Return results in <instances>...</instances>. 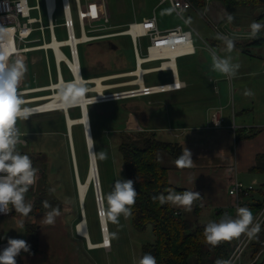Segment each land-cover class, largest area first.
I'll use <instances>...</instances> for the list:
<instances>
[{
    "label": "rangeland",
    "instance_id": "obj_1",
    "mask_svg": "<svg viewBox=\"0 0 264 264\" xmlns=\"http://www.w3.org/2000/svg\"><path fill=\"white\" fill-rule=\"evenodd\" d=\"M31 1L34 2V0ZM81 1L85 27L88 30L92 29L91 35L97 36L111 34L110 36L99 37L91 41L112 38L119 45L118 49L112 50L113 52L109 50L105 52V54H101L97 50L94 53H91L93 49L89 52L86 43L78 45L84 78H88L89 81L96 76L116 75L115 77L104 81L106 84L114 85L111 89L108 88L109 90L106 94L134 88L135 84H132L131 82L136 76L132 75L130 72L136 68V52L131 37L127 34H115L121 32L122 29L127 30V25L129 23L124 26L115 27L112 24L142 20L144 16H152L155 11L158 19L164 21L165 26H169L177 21V17L170 8V5L165 3L159 6L160 0ZM40 3L43 6L42 1ZM59 3L61 4L60 0L58 1V10L54 16L55 23H62L64 19ZM72 8L73 16L77 23V10L74 4ZM199 11L201 14L193 9H188L185 12V15L190 22V27L193 29V39L197 46L199 43L203 42V40H201L202 38H217L219 34L203 17V10ZM263 11L264 8L262 6L239 7L230 9V14L233 19H237L240 22L243 20L242 23L247 24L249 21L253 22L258 15L260 16L263 13ZM88 12L91 14L92 23L89 21ZM206 12L207 15L212 17L210 10ZM238 14L240 16H238ZM32 15L37 16V11H33ZM43 17L44 23L47 24L44 8ZM230 22L234 24L233 21ZM178 23H181V21L179 20ZM55 33L59 40L67 38L65 28L62 26L56 27ZM34 34V39H37L42 35L39 31H36ZM50 34L49 31L46 32V42L50 41ZM76 35H80L78 27L76 28ZM141 41V53L144 54L146 53L145 49L149 40L148 38H143ZM33 44L37 46L44 43L35 41ZM207 48L210 47L207 46ZM63 50L69 55L68 47H64ZM214 51L220 56H230L232 62L238 58V55L234 54L232 50L224 53L221 48L217 47ZM206 53L212 59V50H208ZM107 54L108 56L106 58H102ZM47 55L49 56L50 70L48 69V63L46 60ZM184 56L185 57L177 59V62L179 66L183 67L182 69L185 70L188 79L193 81L190 88L183 89V91L155 93L147 96H120V98L116 99L108 98L106 101H100L89 105V110L91 111L89 113L92 114L93 120L92 133L94 127L93 138L105 213L107 209V194L112 190L114 182L117 179L125 178L122 157L116 148L117 135L119 133L134 135L145 130V127H148L159 131L158 136L161 139L166 140L172 137L175 140L178 138L174 134L181 135L183 133L181 132L183 127H188L190 123L199 122L204 116L206 111L205 104L198 99L202 100L204 99L202 96H207V94L210 93L208 92L206 94L203 92L204 90L214 91L212 88L213 83L208 80V77L203 72L194 71L193 73H190L187 65L190 56ZM154 64H158V62H149L142 66L147 67ZM20 66L25 71L24 74L27 75L29 80L28 82H26L25 79L23 82L18 81L15 86L16 90L49 86L52 84V81L53 83L58 81L51 50H49L47 54L43 49H35L29 53L28 59L20 61ZM61 70L65 80L72 79V75L64 63L61 64ZM260 77L262 83H259V89L262 90V96H257L259 104L264 101V72ZM171 80L172 74L170 71L152 72L144 76V81L147 85L169 82ZM215 83L221 85L222 80L219 82L215 81ZM94 84L95 83L88 82L86 87L92 89ZM228 88L229 90L227 93V90L223 92L221 91L222 96L225 93V97L223 98L224 101L221 104L225 105L232 102L229 107L230 111L226 110V112H229V116L235 121V116L238 115L237 113L240 110V101L245 104L247 100L234 89V86H229ZM47 90L49 91H40L18 96L23 100H27L29 98L32 99L39 96L49 95L53 92L51 88ZM251 90L252 86L247 84V86L244 87L243 93H249ZM54 91H58V89H55ZM87 95L93 96L97 94L92 91ZM193 95H196V101L191 102L194 97ZM177 99H179V101H177ZM42 101L44 100L24 102L22 106H30ZM177 102L183 107V110L179 111V113L176 111L175 107H173ZM232 107L236 111L234 110L233 112ZM260 108L256 109L260 110ZM69 111V114L73 113V115L78 116L80 115L81 110L80 107L76 106L70 108ZM257 115L264 118L262 111ZM251 116H253V114ZM229 121L231 122V120ZM234 124L238 126L239 121H235ZM169 125L173 127L171 128ZM16 127L18 133L22 132L28 140V143L30 142L31 147H34V150L37 152L36 157L39 158L37 183L25 193V202L32 205L31 211L25 216L16 212L13 208L12 214L9 216L18 221L19 228L24 231V233L21 234V237L27 242L29 241V235L26 231L27 227L34 226L39 229L40 242L37 249H33V245L28 242L31 245V250L30 252H23L22 250V255L19 260L20 264H42L45 260V254H81L77 250L78 246L82 243L81 240L77 239L79 238L78 236L82 235L78 234L76 225L80 221L82 214L76 181V159L73 157L75 154H72L73 151L70 146V138L67 134V123L64 111H49L29 115L27 118H19L16 121ZM75 129V152L76 155H78L81 168L80 171L83 173L82 178L85 180L88 174L89 164L88 148L84 137L83 125H75L74 130ZM227 135L228 134L225 130L219 131L218 139L207 143V146L205 147H201V151H206L208 157L214 161L220 159L222 147L223 153L226 155L232 154V150L233 153H235L238 141L236 133H232L230 136ZM178 140L182 141V139ZM28 146L26 148H28ZM101 151L107 154L105 159L99 158V152ZM45 162L49 165L45 164ZM50 189H54V191H50ZM42 190H44L45 195L43 202L47 201L49 207L45 208V206H43L42 209L36 212L35 200ZM98 208L99 205L96 199L95 187L94 185H91L85 202V215L87 217L91 238L94 241L102 239L101 233L102 236H104V230L102 232V225L100 224L99 219L101 213ZM52 209H56L58 215H55L52 223H48L46 221L45 213ZM212 216H214L213 212L204 211L200 217V223H207L209 220H212ZM106 221L109 234L111 235V233L116 232L117 237L113 238L111 236L112 243L109 237L110 245H112L107 248L105 247L108 251L105 249H98L93 252V254H97L98 256V264H138L140 255L139 251L142 244L152 241L154 238L151 225H149L144 231H138L131 225L130 215L125 217L123 214H120L117 223H113L111 218L107 215ZM83 237L82 239L86 242L87 238L85 237V240Z\"/></svg>",
    "mask_w": 264,
    "mask_h": 264
},
{
    "label": "crops",
    "instance_id": "obj_2",
    "mask_svg": "<svg viewBox=\"0 0 264 264\" xmlns=\"http://www.w3.org/2000/svg\"><path fill=\"white\" fill-rule=\"evenodd\" d=\"M206 2L207 4L203 9H199L195 6L193 10L197 11L200 14L201 12L199 10H203V17L207 20L208 23H210V25H212L215 31L218 29L222 30L223 35H226V33H230L229 38L233 39L234 42L236 41L235 39L253 38L251 36L250 30V25L252 23L251 21L247 22L246 24L242 23L243 20L240 22L237 19V21L235 19H232L231 21L234 22V24H232L229 20H227V15L231 13L230 9H227L225 6H223L221 1L206 0ZM165 3L167 4L168 2L160 0L159 6ZM168 4L170 5V3ZM170 8L172 9L171 5ZM209 10L211 11L212 17L207 15L206 11ZM172 11L177 17V21L179 22L180 18L176 15L173 9ZM81 12L84 18L82 9ZM88 13L89 21L90 23H92L91 14L90 12ZM152 16L156 17L157 24L163 31L172 29L178 24V22L176 21L172 25L165 26L164 21H160V19H158L155 11L153 12ZM238 16L240 15L238 14ZM149 17L151 16H144L143 18ZM257 17L254 21H257ZM130 22L132 21L121 22L112 25L114 27L124 26ZM191 30L193 35V29L191 28ZM236 35H239V37H236ZM201 40H203V42L199 43L198 46L194 42L196 52L188 55L190 56V58L187 61V65L189 67L190 73H193L194 71L205 73L208 77V80L213 83L212 88L214 89V91L212 92L204 90V93H210L207 94V96H202V98L204 99H198L205 104L206 108L204 116L201 118V120L197 123H190L188 127H183L181 131L183 133L181 135L174 134L178 139H182L187 150L191 152V155L188 152L190 167L170 169L169 182L176 187L199 192L201 194V216L204 211H210L214 213V216L211 217V219L213 220L216 219L219 208H227L232 205V203H234V198L233 196L229 195L228 189L235 179H239L246 184L252 183L254 181L257 182V184L264 183V173L251 171V168L257 163V155L264 154V118L257 115L261 111L264 114V101L259 104L257 98V96H262V90L259 89V83H262V79L260 76L264 72V48L259 47V45L252 44L247 45L248 47L243 50L234 43L232 51L234 52V54L238 55V58L237 60L235 59L233 63H239L240 67L237 70L235 76H225L224 74L213 69V61L206 53V51H214V49L218 47L221 48L224 53H226V45L221 39L215 37H210L207 39L202 38ZM213 42H216L215 46H212ZM207 46H209L211 49L207 48ZM182 68L183 67L179 66L177 62L175 76L178 81L184 82L185 86L180 90L170 92H177L181 90L183 91V89H188L193 84V81L188 79L185 70ZM81 74L83 76V72H81ZM24 77L25 81L28 82L29 79L27 78L26 74ZM61 77H63V75ZM221 80V85L215 83V81L219 82ZM247 84H250L252 86V90L249 93H243L244 87L247 86ZM229 86H234V89L240 95H243V97L247 100L245 104L240 101V110L237 113L238 115L235 116V121H239L238 126L234 124L235 121L234 119H231L228 114L229 112H226V110H229L232 102H229L225 105L221 104L224 101L223 98L225 97V93L222 96L221 91L223 92L227 90V93L229 90ZM193 96L194 97L191 102L196 101V95ZM177 101H179V99H177ZM173 107H175L178 113L179 111L183 110L182 105H180L178 102ZM219 108L221 109V118L223 119V121L220 126H215L212 124L211 119L213 113H215ZM256 108H260V110H257ZM234 110L235 109L233 108V112ZM252 114L253 116H251ZM229 120H231V122ZM169 127L172 128L173 126L169 125ZM235 128L240 129V137L236 136L238 141L236 144L235 153H233L232 150V154L226 155L223 153L222 147L220 159L214 161L208 157L206 151H201V147H205L207 146V143L211 142L212 140L218 139L219 131L225 130V132L228 134L227 136H230L232 133H236ZM258 197L259 196L256 193L255 198L257 199ZM253 199L254 198H252V200ZM247 200H249V198H245L246 205ZM194 206L195 204L193 202L191 205V209L194 208ZM174 207L177 210L185 211L184 207L175 205ZM0 226L1 234L6 238H20L22 236L21 234L24 233V231L19 228L20 226H18V221L14 218L6 217L2 219ZM89 236L91 242H94V240L91 238V235ZM78 237L79 238L77 240L82 241L81 245L77 248V250L81 254H45V260L44 262H42V264H98V256L97 254H93V252L98 249H105L106 251H108V249H106L107 246H105L106 248L104 246L92 247L88 244V240H86L85 237ZM82 237L86 240V242L82 239ZM101 237L103 239L102 233ZM109 237L111 239L110 234ZM101 240H95V243H99L101 242ZM20 256L18 258V264H20Z\"/></svg>",
    "mask_w": 264,
    "mask_h": 264
},
{
    "label": "trees",
    "instance_id": "obj_3",
    "mask_svg": "<svg viewBox=\"0 0 264 264\" xmlns=\"http://www.w3.org/2000/svg\"><path fill=\"white\" fill-rule=\"evenodd\" d=\"M191 1L199 9H203L207 4L206 0ZM219 1L227 9L254 6L264 8V0ZM257 22L264 24V11L257 17ZM123 30L125 29L121 31ZM235 40L234 43L243 50L248 47L247 45L252 44L264 48V28L260 30L255 38ZM86 44L89 52L93 49L91 53L97 50L101 54H105L109 50L113 52L112 50L119 48L118 43L112 38L95 40ZM215 45L216 42H213L212 46ZM107 56L108 54L102 58ZM89 112L91 111L89 110ZM70 115L73 118L80 116H75L73 113H70ZM90 120L93 126L91 113ZM239 131L240 129H236L237 137H240ZM158 133L159 131L155 129L145 127V130L138 134L119 133L117 135L116 148L122 157L125 178L133 179V186L137 189L135 203L129 206L131 208V225L138 231H144L151 225L154 237L152 241L142 244L139 259L145 253H151L156 258L157 264H217L218 260L227 261L236 248L239 237L222 240L216 245L206 241L203 234L206 223H200L202 212L201 194L194 199L195 206L190 211L177 210L174 205L167 202L161 204L158 198H154L162 193L166 196L170 191L187 190L176 187L169 182V170L190 167L189 154L183 141L174 140L172 137L166 140L161 139ZM75 135L76 129L73 128L74 139ZM28 144V148L26 146L21 152L27 153L32 158L34 167L37 168L39 166V158L36 157L37 152L34 147H31L30 142ZM77 160L80 171L78 155ZM45 164L49 165L47 162ZM251 171L264 173V154L257 155V163L251 168ZM82 174V171H80L81 178ZM82 179L84 180V178ZM256 193L259 196L257 199L255 198ZM248 198L247 207L251 210L254 221L264 205V183L258 186L256 190L251 191ZM252 198L254 199L252 200ZM44 199V190H42L35 200L36 212L43 208ZM236 209L235 202L227 208H219L216 220L225 213L235 216ZM26 231L29 235L28 242L33 245V249H37L40 242L39 229L29 226ZM262 240H264V221L261 223L260 231L256 234V237L251 239L242 253L244 264H264Z\"/></svg>",
    "mask_w": 264,
    "mask_h": 264
},
{
    "label": "built area",
    "instance_id": "obj_4",
    "mask_svg": "<svg viewBox=\"0 0 264 264\" xmlns=\"http://www.w3.org/2000/svg\"><path fill=\"white\" fill-rule=\"evenodd\" d=\"M43 3V6L41 5V2ZM58 1L56 0L55 5L53 7L52 15L50 14L49 5L47 0H34L32 2L31 0H0V67L6 68L8 65L12 63H17L19 65V69L21 72V76L18 81H24L25 79V71L20 66L21 60H26L29 58V53L34 51L35 49H43L48 54V51L51 50L54 63H55V69L56 74L58 76V80L60 79V76L62 74L61 70V64L64 63L67 68L69 69L72 79L76 77L75 69L70 65V63L65 59L68 58L71 61H75V58L78 59L79 63V70L80 73L82 72L81 69V61H80V55H79V49L78 45L82 43H87L93 39L101 38L110 36L111 34L106 35H91L92 29L87 30L85 28L84 18L81 12L82 9V2L81 0H60L61 4L60 7L63 12V22L62 23H55L54 16L58 10ZM167 1L170 3L172 9L176 13V15L180 18L181 23H178L174 28L163 31L159 28L157 24V19L155 16H151L149 18H143L139 21H134L132 23H129L127 26L126 32L127 35L131 37L135 52H136V66H138V60L139 57L142 56V62L140 65L149 63V62H158V64H154L151 66L144 67L146 68V72L143 74L146 76L147 74H150L152 72H163V71H170L172 74V80L169 82H161L154 85H147L144 86V90H142V87L138 84H135L134 88L124 90V91H118V92H111V94H118L116 96H119V93L123 95L122 97H133V96H147L155 93H163V92H170L175 90H180L185 86L184 82H180V84H175L176 77L175 72L173 69H162L163 64L165 61H169L171 58L169 56L161 57L160 54L166 51H170L173 49H181V48H188L192 47V49L181 51L176 56V62L177 59L184 55H191L196 52V48L193 41V35L192 30L190 27V23L185 15V12L188 9H194L195 5L191 0H162ZM73 4L75 5V8L77 10V17L78 22L76 23L72 11H73ZM43 8L44 13L47 19V24L44 23V17H43ZM37 11L38 15L33 16L32 12ZM58 26H62L65 28V31L67 33V38L63 39V41H69L72 38H74L76 35V28L78 27L80 30V35L77 37H83L85 34L89 35V39L84 41H78L75 44V47L70 44H63L60 46V49L62 50V54L64 55L61 58V60L58 59V54L56 51L52 48H46L45 44L46 42V32L49 31L50 34V41L54 37L55 29ZM138 28V33H134L132 31L133 28ZM36 31H39L42 35L41 37L34 39L33 36ZM89 32V33H88ZM217 33L222 34V30H216ZM230 33H226V36L229 37ZM236 37H239V35H236ZM148 38L149 43L146 45V53H141L142 48V39ZM39 41L41 45L35 46L33 42ZM49 41V42H50ZM68 47L69 49V55H67L63 48ZM152 54H157L156 58H152ZM46 60L48 63V69L50 67L49 64V56H46ZM177 65V63H176ZM51 68V67H50ZM50 70V69H49ZM50 73V72H49ZM7 73L4 71H0V79H3V77ZM51 74V73H50ZM52 77V75H51ZM86 79V84L88 83V78ZM69 81V80H67ZM53 83V81H52ZM169 85H172V87L169 88ZM37 88H25L20 89L18 91H27L25 94H19V95H27L34 93V90ZM91 88H88V91L86 94H88ZM111 89V88H110ZM151 89H155L154 91H149ZM109 89L104 90L107 92ZM43 91H49V90H43ZM53 91V90H52ZM40 92V91H35ZM96 93V92H94ZM96 97V95H93L92 98ZM76 107V106H74ZM72 108V107H70ZM212 124L215 126H220L222 124L223 119L221 118V109H217L215 113L212 115ZM19 135V143L17 144V149L19 151H23L25 147L28 145V140L23 135L22 132L18 133ZM32 159V158H31ZM37 175V174H36ZM38 178V175H37ZM37 183V180H36ZM36 183L30 188L34 187ZM261 184H257V182H252L249 184L244 183L243 181L239 179H235L232 183V185L228 189L229 195L233 196L235 207L239 206H247L245 204V198H248L251 191L256 190L258 186ZM248 201V200H247ZM11 207V205H9ZM13 210V209H12ZM180 212V211H178ZM12 214V211L4 214L0 213V225L2 219L9 217ZM264 221V205L262 209L257 214L255 220L253 221V224L261 223ZM1 227V226H0ZM103 232V227H102ZM251 239H249L246 235L242 234L238 238V243L236 248L234 249L233 253L229 257L227 261H231V264H244L242 262V253L247 248L248 244L250 243ZM261 245L264 248V240L261 241ZM7 246V238L3 237L0 230V249H3ZM22 254V251L20 255ZM18 255L16 257L17 264H18Z\"/></svg>",
    "mask_w": 264,
    "mask_h": 264
},
{
    "label": "clouds",
    "instance_id": "obj_5",
    "mask_svg": "<svg viewBox=\"0 0 264 264\" xmlns=\"http://www.w3.org/2000/svg\"><path fill=\"white\" fill-rule=\"evenodd\" d=\"M231 21V14L227 15ZM264 24L253 21L250 25L251 36H258ZM226 45V50L230 52L234 47L233 39L226 35L218 34ZM212 67L225 76H235L239 69V63H233L230 56H220L212 51ZM0 71L7 74L0 79V213H8L14 208L16 212L27 215L31 211L32 205L25 202V193L30 186L37 180L38 169L34 167L31 157L17 149L19 141L16 121L19 118H27L33 112L34 108L22 106L23 99L17 95L15 89L21 72L17 63H12L6 68L0 67ZM86 90V81L83 79H73L63 83L58 91L62 98L68 102L75 101ZM89 152L90 158H96V152ZM191 155V152L188 150ZM106 153L99 152V158L105 159ZM134 180L131 178L117 179L114 182L112 190L107 194L106 215L111 218L113 223L118 222V217L123 214L125 217L131 214L130 205L135 203L137 189L133 186ZM54 191V189H50ZM199 192L193 190L170 191L166 196L162 193L158 197L161 204L170 203L171 205L184 207L190 211L194 199L198 198ZM11 205V207H9ZM45 208L49 207L48 202H44ZM55 215H58L56 209L45 213L46 221L52 223ZM260 231V224H253V214L247 206H239L236 209L235 216L225 213L218 220H209L204 227V237L212 245L218 244L222 240H231L240 237L242 234L249 239L255 238ZM113 238L117 233H111ZM30 252L31 245L22 238L8 237L7 246L0 249V264H17L16 257L21 251ZM138 264H157L156 258L151 253H145ZM217 264H231V261H217Z\"/></svg>",
    "mask_w": 264,
    "mask_h": 264
},
{
    "label": "bare ground",
    "instance_id": "obj_6",
    "mask_svg": "<svg viewBox=\"0 0 264 264\" xmlns=\"http://www.w3.org/2000/svg\"><path fill=\"white\" fill-rule=\"evenodd\" d=\"M47 1H48V5H49V10H50L49 12L52 15L53 7L55 5L56 0H47ZM138 28L139 27L133 28L132 31L134 33H138ZM127 33L128 32L121 33V34H127ZM121 34H118V35H121ZM87 39H89V35L85 34L83 37L75 36L74 38H72L69 41H66V40L63 41V40L57 39L56 35L54 34V37L51 39L50 42H47L45 44V47L54 49L56 51V53L58 54V59L61 60V58H65V57H63L64 55L62 54V50L60 49V46L62 45V43L63 44H65V43L70 44L71 43L75 47L76 42L84 41V40H87ZM188 49L191 50L192 47L190 46L188 48H181L179 50L178 49H173V50L166 51V52H163L162 54H160L161 57L169 56L171 58L169 61H165L164 62L162 69H173L174 72H175L176 66H177V65H175V63H177L176 62L177 54H179L181 51L188 50ZM156 55L157 54H152L151 57L155 59ZM65 59L75 69L76 77L74 79L79 78V79H83V80L86 81V79L80 73V70H79L80 69L79 68V63L80 62L78 61V59L75 58V61H71L68 58H65ZM141 62H142V56L139 57L138 66H136V68L132 72H130L132 75L136 76L131 83L140 85L142 87V90H144L145 89L144 86H146V84L144 82V75L143 74L146 72L145 71L146 68H144L142 65H140ZM61 76H60V79L57 82H54V83H52L49 86L39 87V88H37L35 90L33 89L34 92H35V91H43V90H47V89L51 88L53 90V92H51L49 95L39 96V97H35V98H32V99L29 98V99L23 100V101L24 102H33V101L44 100L42 102H39L38 104H33V105H30V106H26V107H29V108L36 109V111L33 112L31 115L39 114V113H45V112H49V111H56V110H63L64 113L66 114V112H68V113L70 112L69 111L70 107H74V106L80 107V110H81L80 111V116L73 118L70 115L69 119H68V122H69V125H71V139H72V143H73V147L72 146L71 147H72L73 153L75 154L74 157L76 159L75 162H76L77 169H78V174H77L78 177L76 176V181H77V187H78V195H79V198H80L81 214L84 213V215H85L86 214L85 213L86 212L85 202H86V198L88 196L89 188H90L91 185H94V180L97 181V175L99 177L97 155H96L95 159L90 158V155H89V149H90V151L93 150L92 149V145H91V137H92V144L94 146V151L96 152L94 138H93V133H92V125H91V120H90L89 105L92 104V103L100 102V101H106V100H108V98L109 99L120 98V96H123V95H120V94H124V93H119V96H116L118 94H106V92L104 91V90L114 86V85H111V84H106V83H104V81L109 79V78L115 77L116 75L115 76H113V75H111V76H108V75L96 76V77L91 78L89 81H87V82L95 83L94 86L92 87V89L89 90V91L96 92V94H97L96 97L92 98V96H88L86 94V92L88 91V88L86 87L85 92L80 97H78L73 102H68L65 98H62L60 96L59 91H54L55 89H59V87L63 83L68 82L67 80H65ZM69 81H71V80H69ZM180 82L181 81H178L176 79L175 84H180ZM170 87H172V85H169V88ZM14 90L16 91L17 95L27 93V91H22L21 92V91H18L16 89H14ZM154 90L155 89H151L149 91L151 92V91H154ZM81 112H84V113H81ZM78 121H83V122L77 123ZM83 123L86 124V125H84ZM75 125H84L85 126V128L83 127V129H84V134H85L87 148H88V142H89V148H88V159H89L88 174H87V177H86L85 180H82L81 177H80L79 165H78V161H77V158H76L77 155H76V152H75L74 136H73V128H74ZM85 129L87 131L88 141H87V138H86ZM89 129L91 131V137H90ZM99 181H100V179H99ZM97 189L99 191V187H97ZM96 199H97V194H96ZM98 205H99L98 209H99V211L101 213V216H99L100 224L103 227L104 235H105V237L103 236V239L101 240V242H99V243L91 242V239H90V236H89L90 232H89L88 221H87L86 215H85V219L86 220L83 218V216H81L80 221L77 223V225H76L77 231H78V234L90 239V242L88 241V244L90 246H92V247H95V246H104V247L107 246V247H109L110 246V239H109L108 226H107L106 219H105L106 218V213H105L104 201L102 200V202H101L100 200H98Z\"/></svg>",
    "mask_w": 264,
    "mask_h": 264
},
{
    "label": "water",
    "instance_id": "obj_7",
    "mask_svg": "<svg viewBox=\"0 0 264 264\" xmlns=\"http://www.w3.org/2000/svg\"><path fill=\"white\" fill-rule=\"evenodd\" d=\"M121 33H126V30H123V31H121V32H118V33H115V34H121ZM115 34H112V35H115ZM81 113H84V112H81ZM69 116H70V114L68 113V112H66V114H65V118H66V123H67V134L69 135V138H70V146H72L73 147V143H72V139H71V125H69V122H68V119H69ZM84 116V115H83ZM79 122H83V121H78L77 123H79ZM84 124V123H83ZM84 125H86V124H84ZM83 125V127L85 128V126ZM89 125V124H88ZM85 132H86V138H87V141H88V137H87V131H86V129H85ZM89 132H90V137H91V131H90V129H89ZM91 145L93 146V144H92V137H91ZM71 147V148H72ZM88 148H89V142H88ZM93 149V148H92ZM89 152H90V149H89ZM72 154H73V152H72ZM73 157H74V155H73ZM75 171H76V176L78 177V169H77V166H76V162H75ZM80 181V180H79ZM94 187H95V191H96V194H97V201L98 200H100L101 202H102V194H101V188H100V181H99V177H98V175H97V181L96 180H94ZM97 187H99V191H98V189H97ZM82 216H83V218L85 219V215H84V213L82 214ZM106 219V218H105ZM86 220V219H85ZM102 223V222H101ZM106 223H107V221H106ZM104 237H105V235H104ZM87 240L90 242V239L89 238H87ZM96 245V244H95Z\"/></svg>",
    "mask_w": 264,
    "mask_h": 264
}]
</instances>
